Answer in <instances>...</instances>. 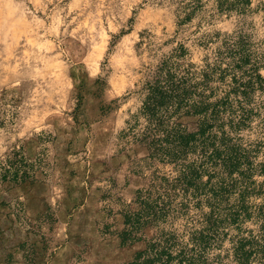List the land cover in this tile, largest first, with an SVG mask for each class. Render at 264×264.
<instances>
[{
  "label": "rangeland",
  "instance_id": "374dc122",
  "mask_svg": "<svg viewBox=\"0 0 264 264\" xmlns=\"http://www.w3.org/2000/svg\"><path fill=\"white\" fill-rule=\"evenodd\" d=\"M235 33L264 54V0L244 14L208 4L185 22L167 0H0V163L23 147L38 180L0 182V264L132 260L144 244L122 246L123 216L154 177L175 174L124 136L142 107L146 69L183 46L200 70ZM252 160L264 162V146ZM237 234L229 230L212 264H235Z\"/></svg>",
  "mask_w": 264,
  "mask_h": 264
},
{
  "label": "trees",
  "instance_id": "16d2710c",
  "mask_svg": "<svg viewBox=\"0 0 264 264\" xmlns=\"http://www.w3.org/2000/svg\"><path fill=\"white\" fill-rule=\"evenodd\" d=\"M167 1L185 22L208 4L244 14L252 0ZM186 56L182 46L146 69L142 107L124 132L175 171L154 177L138 191L137 209L124 214L122 246L144 244L125 264H212L221 260L211 254L230 229L238 231L228 252L234 263L264 264V180L255 179L264 178V162L252 160L264 141L247 144L243 136L255 131L264 138V54L235 33L200 70ZM37 181L23 147L0 163L1 183ZM247 221L256 229H244Z\"/></svg>",
  "mask_w": 264,
  "mask_h": 264
}]
</instances>
